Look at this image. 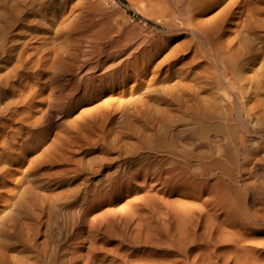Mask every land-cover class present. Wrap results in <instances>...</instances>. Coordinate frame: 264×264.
<instances>
[{"label": "bare ground", "instance_id": "obj_1", "mask_svg": "<svg viewBox=\"0 0 264 264\" xmlns=\"http://www.w3.org/2000/svg\"><path fill=\"white\" fill-rule=\"evenodd\" d=\"M126 2L168 36L0 0V41L26 15L58 42L0 110L26 107L0 124V264H264V0Z\"/></svg>", "mask_w": 264, "mask_h": 264}, {"label": "rangeland", "instance_id": "obj_2", "mask_svg": "<svg viewBox=\"0 0 264 264\" xmlns=\"http://www.w3.org/2000/svg\"><path fill=\"white\" fill-rule=\"evenodd\" d=\"M103 2L106 4L109 16H112L115 22L125 25V30L136 37L137 41L143 37L166 38L168 36L166 29L156 23V16H149L148 11L143 12L140 7L130 8L126 0H103ZM66 12L69 13V10ZM34 16L37 18L38 13H34ZM27 18L28 16H23V22L17 25L16 32L4 37V41H0V51L2 49L4 51V54H0V110L6 108L19 95L21 87L33 83L34 77L31 69L37 64L38 56L41 54L46 60H49L53 53V47L58 44V42L53 44L50 41L55 30L50 17L42 22L41 27H30ZM35 18L29 17V21ZM16 41L18 46L16 44V48L13 46L11 48L13 42ZM23 47L25 50L22 51ZM34 51L39 55L28 59L27 55ZM19 63L23 69L18 70L19 76L14 78L13 73H10V68L19 65ZM86 64L88 63H72L73 69L76 71L84 70ZM9 73V79L5 81L3 76ZM15 108L24 111L26 107H16V105L11 104L9 110L0 115V124L6 122L12 111L16 110Z\"/></svg>", "mask_w": 264, "mask_h": 264}]
</instances>
